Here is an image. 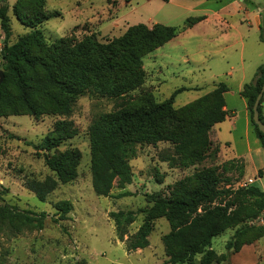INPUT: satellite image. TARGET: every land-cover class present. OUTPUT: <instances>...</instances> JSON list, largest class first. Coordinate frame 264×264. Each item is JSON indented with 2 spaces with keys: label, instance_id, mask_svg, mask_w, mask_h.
Returning <instances> with one entry per match:
<instances>
[{
  "label": "rangeland",
  "instance_id": "rangeland-1",
  "mask_svg": "<svg viewBox=\"0 0 264 264\" xmlns=\"http://www.w3.org/2000/svg\"><path fill=\"white\" fill-rule=\"evenodd\" d=\"M107 2V12L102 18L100 16L75 26L68 13L71 7L69 0H49L47 11L57 9L65 17L58 16L40 26L46 42L50 44L68 36L81 40L95 33L100 42L108 43L124 35L133 25L148 22L151 18L163 20V14L173 11V6H168L163 0ZM9 15L13 28L12 44L32 29L22 23L13 10L9 11ZM155 26H148V29ZM183 27H180V32L184 30ZM203 39L198 41L197 38L182 36L180 44L173 47L172 44H165L161 50L148 53L142 65L144 83L132 92L137 96L145 90L162 102L177 89H182L173 105L179 112L178 122L170 120L160 128L169 127L173 133L182 131L187 144L200 155L182 163L177 148L180 141L161 139L137 143L135 153L130 157L132 182L124 187L116 183L111 191L112 196L100 195L94 188L89 127L104 114L131 107L134 102L130 96L114 98L87 90L72 99L68 112L52 101L39 100L40 112L37 116L15 114L9 104L3 105V111L6 112L0 115V264H167L168 251L162 236L171 230L172 223L166 217L154 221V230L146 248L130 251L126 241L143 224L145 212L140 210L152 205L147 193L162 191L168 194L180 188L193 190L199 186L196 175L201 171L214 180L213 191L218 195L214 204L223 207L229 204L230 211H233L234 220L212 242V248L218 253L229 254L228 260L221 264H252L250 259L235 258L233 255L238 252L226 248L234 235H237V245H254L257 264H264V227L252 224L264 207V202L245 193L252 186L263 189L264 177L255 183L254 169L247 168L243 158L232 159L248 149L242 118L243 98L237 94L228 95L229 106L237 108L239 123L237 131H230L228 126L222 130V144L231 142V145H224L223 150L213 130L215 125L207 131L206 137L193 126V121L202 117L215 104L217 82L227 80L225 72L230 67L229 63H239L238 58H232L231 61L225 57L227 52L211 57L210 48ZM250 45L245 56L248 61L257 52ZM260 45L264 60V43ZM3 46L4 32L0 27V71L3 70ZM185 52L191 62L184 61ZM158 53H163L164 57H156ZM166 60L169 62L167 67L164 64ZM229 83L236 89L237 76L230 79ZM8 91L13 96L18 94L13 80L9 82ZM262 111L264 117V100ZM60 119L73 121L78 134L63 141L58 152L74 149L81 153L78 175L67 183L61 182L56 172L46 164L45 152L35 148ZM227 125L230 126V123ZM251 137H254L252 132ZM262 172L260 170L258 175ZM32 187L47 191L45 200H41ZM124 191H130L131 194L117 196ZM61 200H70L73 205L65 220L60 219L56 208ZM118 210L137 212L124 240L119 239L115 222L110 216L111 211ZM199 212H202L201 208ZM42 213H45V217ZM37 219H43L42 228L36 226ZM197 232H193L194 235ZM179 246L173 244L170 250H177ZM199 259L200 255L197 256L198 262Z\"/></svg>",
  "mask_w": 264,
  "mask_h": 264
},
{
  "label": "trees",
  "instance_id": "trees-1",
  "mask_svg": "<svg viewBox=\"0 0 264 264\" xmlns=\"http://www.w3.org/2000/svg\"><path fill=\"white\" fill-rule=\"evenodd\" d=\"M46 8L47 0H17L12 7L7 0H1L4 80L0 85V115L6 112L3 111L6 103L15 114L28 113L37 116L40 112L39 100L52 101L68 112L72 99L87 90L114 98L130 96L134 102L131 107L104 114L89 127L93 185L98 194L104 196H112L111 191L116 183L124 187L132 182L130 157L135 153L137 143L161 139L180 141L177 148L182 163L200 155L187 144L182 131L173 133L169 127L160 128L167 121L178 122L179 112L173 105L182 89H177L162 102H158L153 94L145 90L137 96L132 93L144 83L143 58L176 37L180 27L155 24L153 29H148L146 24L139 23L108 43L100 42L97 35L92 33L81 40L68 36L48 44L40 26L45 21L62 16V13L60 10L47 11ZM10 10L32 29L12 44ZM200 18H188L183 28L191 26ZM261 38L264 41V37ZM11 80L18 90L16 96L8 91ZM263 84L264 64L258 67L255 78L244 85L241 95L247 100L253 132L264 148V133L253 120V107ZM228 90L226 83H217L214 92L215 104L202 117L193 121L195 130L205 137L208 130L223 122L229 114L225 109L224 96ZM263 100L264 95L259 106L262 121ZM77 134L78 128L73 121L60 119L42 141L35 145L37 150L45 152L46 164L63 183L71 182L77 177L81 153L74 149L58 152V148L63 141ZM52 150L56 152L51 153ZM196 176L199 186L193 190L180 188L177 192L171 191L168 194L162 191L146 194L152 205L148 209L140 210L145 212V219L139 230L128 237V250L149 246L154 221L166 217L172 223L171 230L162 236L168 251L167 264H221L228 260L229 254L218 253L212 248V242L234 220L233 211H230L229 204L225 207L214 204L218 195L213 191L214 180L209 174L201 171ZM53 183L55 184L54 181ZM32 189L41 200H45L47 191H41L37 187ZM245 193L264 202V190L258 186L250 187ZM130 194V191H124L117 196ZM56 208L60 219L65 220L73 205L70 200H61ZM200 208L202 212H199ZM263 209L264 207L261 211ZM136 215L137 212L133 210L110 212L120 240H124L128 226L135 221ZM42 216L45 217V213ZM36 222V226L42 228L43 219H37ZM195 231L198 232L194 235ZM236 239L237 235H234L226 244V248L234 253L244 246L237 245ZM173 244L180 246L177 250H170Z\"/></svg>",
  "mask_w": 264,
  "mask_h": 264
},
{
  "label": "crops",
  "instance_id": "crops-1",
  "mask_svg": "<svg viewBox=\"0 0 264 264\" xmlns=\"http://www.w3.org/2000/svg\"><path fill=\"white\" fill-rule=\"evenodd\" d=\"M12 7L17 0H7ZM150 1V0H148ZM168 6H173L172 12L163 14V20L148 19L145 23L148 26L155 24H164L169 26L182 27L188 18H200L191 26L185 28L172 40L165 44H172L176 46L181 40L182 36L188 38H197L198 41L203 39L204 43L210 48L209 55L212 57L219 53L227 52L225 57L232 61V58H238V65L230 64V67L226 69L227 80H221L228 85L229 90L224 93L228 116L223 122L217 123L213 130L216 133V138L222 144L220 135L225 126L230 127V131L234 132L238 129L239 118L237 114V108L229 106L227 98L228 95H239L243 99L244 115L242 116L245 125V135L247 139V152L236 155L234 158H243L247 163V168H253L254 182L256 183L262 177H264V159H262L264 151L260 144L259 139L255 136L250 121V112L248 109L247 100L241 95V91L244 85L250 82L249 79H253L255 71L262 65L263 51L260 44L264 43L262 36L264 37V0H163ZM96 3H99L97 5ZM107 0H69L71 6L68 10L69 16L75 23V26L84 21L95 20L96 18H102V15L107 12ZM49 0H47V5ZM57 10V9H54ZM62 18L65 16L62 12ZM161 18V19H162ZM1 27V23H0ZM261 42V43H260ZM165 44L159 47L163 48ZM250 48L256 49L255 57L250 58L248 61L246 56V50L248 45ZM161 50V49H160ZM206 52L207 50H203ZM238 52V54H237ZM187 52H185V55ZM164 57L163 53L156 54V57ZM186 62H191L188 54L184 58ZM230 62V61H229ZM249 62V63H248ZM165 67L169 64L164 61ZM164 68L162 64H160ZM217 76V75H216ZM237 76V86L233 89L229 80ZM248 81V82H247ZM217 82V83H219ZM232 107V108H230ZM231 114V115H230ZM230 123V126L227 125ZM251 132L254 137H251ZM221 147L224 149V145H231V142L226 141ZM254 146V148H253ZM262 159V160H261ZM250 160V162L248 161ZM249 162V163H248ZM251 163V166H250ZM249 164V167H248ZM262 170V174L258 175ZM264 190V188L262 189ZM235 258L250 259L252 264L258 263V256L256 254V247L254 245L246 244L241 250L233 255Z\"/></svg>",
  "mask_w": 264,
  "mask_h": 264
},
{
  "label": "water",
  "instance_id": "water-1",
  "mask_svg": "<svg viewBox=\"0 0 264 264\" xmlns=\"http://www.w3.org/2000/svg\"><path fill=\"white\" fill-rule=\"evenodd\" d=\"M3 80H4V72L3 70H1L0 71V85L2 84ZM263 95H264V84H263L262 90L257 96V99L253 107V120L258 125L259 129L264 133V121L261 120L260 112H259V106L261 104V99Z\"/></svg>",
  "mask_w": 264,
  "mask_h": 264
},
{
  "label": "built area",
  "instance_id": "built-area-1",
  "mask_svg": "<svg viewBox=\"0 0 264 264\" xmlns=\"http://www.w3.org/2000/svg\"><path fill=\"white\" fill-rule=\"evenodd\" d=\"M252 224L261 225L264 227V209L261 211V213L254 219Z\"/></svg>",
  "mask_w": 264,
  "mask_h": 264
}]
</instances>
